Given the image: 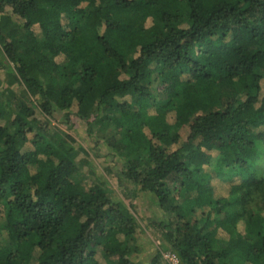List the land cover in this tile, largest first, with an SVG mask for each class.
<instances>
[{"label":"trees","instance_id":"obj_1","mask_svg":"<svg viewBox=\"0 0 264 264\" xmlns=\"http://www.w3.org/2000/svg\"><path fill=\"white\" fill-rule=\"evenodd\" d=\"M0 71V264H264V0H0Z\"/></svg>","mask_w":264,"mask_h":264},{"label":"rangeland","instance_id":"obj_2","mask_svg":"<svg viewBox=\"0 0 264 264\" xmlns=\"http://www.w3.org/2000/svg\"><path fill=\"white\" fill-rule=\"evenodd\" d=\"M15 19L20 20L19 17ZM5 76L2 71H0V80H4ZM3 84H1L2 86ZM41 117V116H40ZM52 123L55 127L71 134L76 141V144H81L90 155V160L93 161L96 168V174L99 175L100 172L104 173L107 179L111 183V188L113 189L114 198H122V186L119 183V177L115 173L116 169L119 168V162L116 157L108 155L107 147L98 142L95 136H91L88 132V126L86 122L78 119L77 117H72L71 122H67L61 111L55 110L53 117L51 118ZM188 131L183 130L182 135L186 137ZM88 169V167H87ZM111 172V173H110ZM88 173V172H87ZM89 174V173H88ZM130 203H132V210L135 212L143 230L138 233V241L143 248L147 249L149 253L154 246H158L161 243L160 236L156 234L151 228H147V223L151 219H160L162 213L160 209L151 201L150 195L146 193H140L137 197H131ZM4 236L0 231V244L3 242ZM174 254L172 250H167L164 252L163 257L166 259L165 255Z\"/></svg>","mask_w":264,"mask_h":264},{"label":"built area","instance_id":"obj_3","mask_svg":"<svg viewBox=\"0 0 264 264\" xmlns=\"http://www.w3.org/2000/svg\"><path fill=\"white\" fill-rule=\"evenodd\" d=\"M166 259H168L172 264H178L179 260L175 254H167L165 255Z\"/></svg>","mask_w":264,"mask_h":264}]
</instances>
